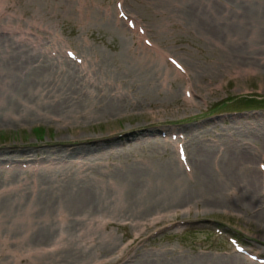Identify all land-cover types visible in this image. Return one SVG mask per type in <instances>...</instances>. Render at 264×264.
<instances>
[{
    "label": "rangeland",
    "instance_id": "obj_1",
    "mask_svg": "<svg viewBox=\"0 0 264 264\" xmlns=\"http://www.w3.org/2000/svg\"><path fill=\"white\" fill-rule=\"evenodd\" d=\"M246 3L257 21L264 0H0V75L10 62L9 79L38 70L41 82L48 69L60 85L71 83V70L79 87L70 98L58 90L57 104L39 83L19 91L0 76V152L25 168L38 165V211L26 215L10 205L0 212V264L264 263V108L248 110L247 102L264 100V65L260 56L242 58L261 40L226 29ZM215 9L222 16L216 20ZM133 19L142 28L132 32ZM22 98L35 110L17 102ZM180 144L189 162L181 160ZM96 147L104 150L89 153ZM194 147L210 151L211 176H201ZM244 153L254 161L241 173H260V199L243 202L238 182L210 191L230 158ZM96 158L101 165L87 180L103 183L95 188L99 210L64 204L69 216L60 222L57 205H42L50 184L66 180L53 191L58 200L77 183L89 185L78 182L76 163ZM162 164L180 171L176 179L152 174ZM2 167L0 190L9 186ZM23 175L25 185L32 182L31 173ZM136 206L147 215L137 218ZM98 217L109 223L87 220ZM48 227L54 230L42 233Z\"/></svg>",
    "mask_w": 264,
    "mask_h": 264
},
{
    "label": "bare ground",
    "instance_id": "obj_2",
    "mask_svg": "<svg viewBox=\"0 0 264 264\" xmlns=\"http://www.w3.org/2000/svg\"><path fill=\"white\" fill-rule=\"evenodd\" d=\"M244 5H246V6L243 8ZM244 5L237 7V11L235 12L236 18L233 20V23L231 22L229 24V26L226 27V29H229L228 30L229 32L234 31V33L235 32H244L245 34H247L248 31L253 32L252 33L253 38H257L259 41L261 40V43H258L255 46V47H258L257 48L258 50L254 48V49L250 50L249 52L244 53L245 55L242 58L248 62L249 61L255 62L258 60V57L260 56L259 61H261L264 65V58H263L264 57V42H262L264 40V20L262 21V26L260 25V19L262 17H264V9L259 14V17L256 18L257 21H250L251 18L253 17V15H251V17L248 18V16H249L248 12H250V9H251L250 8L251 3H246ZM215 10H213L211 12L214 13V16H215L214 18L216 20L217 18L219 19L222 16L220 13H217V10L216 11ZM233 24H237V25H233ZM135 25H136V29H134V31H137V28L140 27V24L138 22H135ZM36 26H39V24H36L35 27ZM127 26H128V24H127ZM46 28H47V31L51 32V30L49 29V26ZM132 32H133V30H132ZM140 39H141V41H144L145 38L144 39L140 38ZM252 41L250 40V38H247L246 42L253 43ZM156 54H157V52H155V55ZM158 55L163 56V57L165 56L164 53H162V52H159ZM0 63L2 64V60H0ZM9 63L10 62H8V63L6 62V68H4V69L2 68L3 70H2L1 75H0L3 77L5 83L7 84L6 87L11 86L13 84L11 86L12 88H15V90L19 89V91H23V89H25V88L27 89V88L33 86L34 84L38 85L37 83H39L43 86V89L45 92H47V94L52 95V98L54 99L53 102H55V103L58 101L57 98L61 97L60 95H58V90L63 93L62 94L64 96L63 98H70L69 94H75L79 90V87H77L76 84L73 83L72 79H75V78L71 79V77L73 75H75L76 73L72 72L71 70L66 71V73L69 74L68 77H70V78H68V81L71 83H68V82L64 83V80H62V83L59 85V81H58L57 77H54L53 79H51V77L54 76V73L50 74L48 69L44 70L43 78H42V80H40L41 82H38V79H36V74H35L36 72L35 71L38 72V70H32V72H29L31 70H28V72L25 70L23 72L17 73V75L15 74V76L13 75L11 77V79H9L10 74L8 76L5 73V70L11 65V63L10 64ZM43 63L44 62L41 63L42 64L41 66H44ZM84 65H86V63L82 64V66H84ZM79 70L81 73H85L87 71V69L83 70V67ZM90 72L91 71L88 70L87 75ZM30 73H33L32 74L33 77H30L31 76V75H29ZM56 75H58L57 72H56ZM175 75L178 79H180L181 75H183V74H181L180 72H177ZM185 76H188L187 71L185 73ZM58 85H59V87H58ZM55 89H57V91H56L57 95L52 93V91H54ZM188 91H189V89L187 88L186 92H188ZM35 94L36 95L38 94V90H37V92H35ZM33 97H35V96H33ZM36 98H38V97H36ZM33 100H31L32 103H33ZM191 100H194V98ZM36 101H34V102L36 103ZM17 102L20 103L22 106H24L25 109L29 108L28 110H31V109L35 110V108H31L30 106H26L27 103L23 100V98L20 100L17 99ZM24 102L26 104H24ZM53 102H51V103H53ZM57 104H59V103L57 102ZM55 106H57V105H55ZM37 110H38V108H37ZM20 112H24L25 115H27L29 111L27 113L25 112V110L20 111ZM30 115H32V114H30ZM0 120H1V118H0ZM178 143H180V142H177V144ZM183 144L185 145L186 143L184 142ZM179 148L180 149L182 148L184 151H186L185 150L186 148L183 145ZM97 149H100V147H96L94 150L90 151L89 153H94V152L98 151ZM193 149H194L193 150L194 156L197 157V159L199 160V161L195 160V162L196 163L199 162L198 167H199L200 171L202 172L201 176H203V177L204 176H211L212 174L209 172V169H208V166L210 165L209 163L211 161L210 151H208L207 155H203V153H201L200 148L194 147ZM102 150H104V149H100L99 151H102ZM21 152L24 154V157L28 156L27 159L32 158V157L34 158L36 156V155H33L32 151H29V152L21 151ZM7 154H8V152H5V151L0 152V164H2V166H3L2 171H4L3 173L5 174L4 177H2V178H3L4 183L9 184V186H5L4 188H2L0 190V212L4 208L10 207V205H11L13 207L16 206V208H15L16 210H21L22 208H24L26 215H28V213H30V214L35 213V211L36 212L38 211V169H34V168H38V165H36L35 167L28 166L27 168H25L24 166H22L24 164V162L19 163L17 161L19 158H17V157L7 158L8 157ZM30 154H32V157H30ZM118 155L121 156L120 153H118ZM186 156H187V161L189 162V155L187 152H186ZM202 157H203V159H202ZM237 157L241 160L234 159L236 157L230 158V160L227 162L228 163L227 166L229 167V169L226 171V174L223 175V178H221V179L216 178L217 181H215L214 183L211 182L212 185L210 187V191H214L216 189L221 190L223 188V186L229 182L233 183V184H236L235 182H238V183L242 184L243 187L242 186L241 187L243 188V192H245V195L243 196V202L249 203V202L253 201L254 199L256 200V197L259 200L261 195H260L258 185H257V177L260 173L258 174L257 171H253V174L251 173L253 175L252 178L244 177V175L241 173L242 172L241 166L245 167V164H249L251 161H254V157L250 156L248 154H245V153L243 155H239ZM101 160H102L101 158H96V159H93L90 161L85 160V161H83V163H76L77 167H78V168H76V171L81 176V178L78 177V179H77L78 182L88 183L89 185H83L80 187V189L78 188V183L73 185L72 188L67 189L68 191L63 194V196H62L63 198L61 200H58V197L54 195V192H55L54 190H59L60 189V183H62V182L65 183L66 180L65 179L61 180V181L57 180V181L53 182L52 184H50V185L54 184V190L51 189L54 192L52 191L50 193L51 195H49L48 199H42V201H43L42 205H44L45 208H47V209H52L55 205H57L58 208L55 211V212H57L56 213L57 220H59L62 223L67 222L69 213L66 210V208L68 205H69L68 208L72 209L75 212L80 211L81 208H83V206H85L83 209L91 211V212H95L93 210H99L98 208L100 207V205L102 203H100L99 196L97 195L98 191L95 190V188L97 187L98 189H101L100 187L103 183H100V181H98V183H92V182H89L87 179L90 177L89 171L92 170V168H94V167L98 168L101 165V163H100ZM21 161H23L22 158H21ZM36 164H38V162H36ZM145 170H147V169H145ZM145 170L143 171L142 175L145 174ZM225 170H226V168H225ZM5 171H6V173H5ZM178 171L175 173L173 171V169L170 168L169 164H162L159 166V169H157V170L155 167V171L152 172V174L156 175L158 173L161 175V177L163 179L165 177L168 179H172V178L176 179L173 177V174L174 175L179 174L180 171L179 172ZM44 172L51 173L53 171H44ZM192 172H193V170H192ZM24 173H31L32 174L31 178L29 179L32 182H29V184H26V185L22 181V180L26 181V179H21V178H23ZM59 173L63 174L62 171H60ZM142 175L140 176L139 173H136V174H132V177H139L140 180L143 181V179L141 178V177H143ZM262 178L264 179L263 176H262ZM14 182H16V183L14 184ZM26 182H28V181H26ZM46 184H48V183H46ZM222 184H223V186H222ZM263 184H264V180H263ZM71 185L72 184L68 185V187ZM236 185H238V184H236ZM47 187H48V185L45 186V188H42V190L47 189ZM65 187H67V184L65 185ZM62 189H63V187L61 188V191H62ZM206 190H207V188H206ZM17 196H20L21 198L19 199ZM26 197H30V198L27 199ZM8 198L12 199L10 201H13V202L9 203V205H5L4 201ZM64 204H68V205L65 206ZM180 207L181 206H176V208H180ZM21 215H24L23 211L20 213V216ZM135 215L138 218L142 215H147V213H145L144 208L142 209V207L139 208L136 206L135 207ZM167 217L168 216L164 215L162 218H167ZM4 218L5 217L0 216V222L5 221ZM87 220H90V224H92V226H94L96 223H99L100 225H106L107 223H109V222H107L106 218H104V217H102V218L98 217V218L87 219ZM134 227L140 228L141 224L136 223L134 225ZM52 230H54V228L49 229V227H48L46 230H43L42 233H50ZM2 238H0V239L2 240ZM4 240H6V239H4ZM250 263H252V262H250ZM256 264H260V263H256Z\"/></svg>",
    "mask_w": 264,
    "mask_h": 264
},
{
    "label": "trees",
    "instance_id": "obj_3",
    "mask_svg": "<svg viewBox=\"0 0 264 264\" xmlns=\"http://www.w3.org/2000/svg\"><path fill=\"white\" fill-rule=\"evenodd\" d=\"M249 107L248 109H253V108H262L264 105V100L263 101H259V100H255V99H248L247 100ZM258 103H263L261 105H259ZM248 106V105H247ZM261 106V107H260Z\"/></svg>",
    "mask_w": 264,
    "mask_h": 264
}]
</instances>
